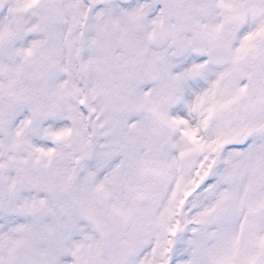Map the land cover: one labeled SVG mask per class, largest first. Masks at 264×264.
Masks as SVG:
<instances>
[{
	"label": "snow or ice",
	"instance_id": "6c2138e0",
	"mask_svg": "<svg viewBox=\"0 0 264 264\" xmlns=\"http://www.w3.org/2000/svg\"><path fill=\"white\" fill-rule=\"evenodd\" d=\"M0 264H264V0H0Z\"/></svg>",
	"mask_w": 264,
	"mask_h": 264
}]
</instances>
